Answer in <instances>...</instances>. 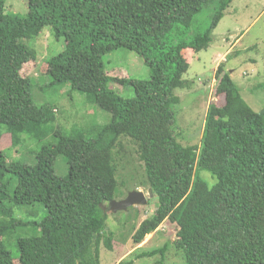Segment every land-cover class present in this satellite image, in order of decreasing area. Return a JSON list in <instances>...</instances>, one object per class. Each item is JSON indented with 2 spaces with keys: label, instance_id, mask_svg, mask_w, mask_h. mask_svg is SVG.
<instances>
[{
  "label": "trees",
  "instance_id": "trees-1",
  "mask_svg": "<svg viewBox=\"0 0 264 264\" xmlns=\"http://www.w3.org/2000/svg\"><path fill=\"white\" fill-rule=\"evenodd\" d=\"M232 2L25 0L27 13L19 16L6 13L0 0V139L42 143L32 165L7 162L0 152V264H100V247L113 250L103 207L119 194L112 156L121 137L137 145L155 200L132 235L135 245L168 221L177 228L174 246L184 264H264V109L253 112L219 64L215 91L224 105L208 108L199 147H182L173 131L179 103L173 92L187 87L190 67L184 52L208 47ZM204 10L211 16L200 32L195 22ZM42 28L64 42L46 61L49 85L69 82L72 92L110 114L92 138L51 133L50 106L35 105L32 80L21 77L23 65L37 59L29 42ZM119 49L149 68L146 81L114 80L131 87L132 98L118 95L106 76L103 57ZM50 133L52 143H45ZM57 156L66 161L65 177L54 173ZM202 172L215 183L209 186ZM10 203L43 206L46 214L39 222L19 220ZM3 239H14L16 259ZM166 248L141 256H162Z\"/></svg>",
  "mask_w": 264,
  "mask_h": 264
},
{
  "label": "rangeland",
  "instance_id": "rangeland-1",
  "mask_svg": "<svg viewBox=\"0 0 264 264\" xmlns=\"http://www.w3.org/2000/svg\"><path fill=\"white\" fill-rule=\"evenodd\" d=\"M5 12L24 16L27 13L25 0H6ZM210 16L211 12L204 10L196 17L195 23L200 32L207 27ZM211 40L205 50L194 55V60L188 56L191 51L185 50V58L190 63L187 73L183 75L187 87L173 92L179 99V103L173 108L176 122L173 131L182 147H199L208 108L224 105V98L215 91V71L219 64H223V70L229 72L242 99L251 110L258 113L264 109V89L258 87L264 84V0H233L213 31ZM29 45L35 49L37 59L23 65L21 77L32 80L31 97L34 104L50 106V132L60 130L66 135L81 132L85 138L94 137L99 128L110 122V114L101 110L89 96L72 92L69 82L49 85L51 78L46 61L63 50V39L56 40L50 29L42 28ZM227 52L229 54L225 56ZM222 57L224 61H221ZM103 63L106 76L113 81H146L150 76L149 68L142 59L124 49L105 55ZM115 81L110 86L118 95L123 98L134 96L131 87L123 88ZM51 133L45 143H52ZM41 145L42 143L25 136L19 145L12 146L10 136L3 134L0 152L7 162L20 161L32 165ZM112 158L119 190L114 201L124 200L131 192H142L147 196L149 187L137 145L128 138H119ZM54 173L57 177L67 175V164L62 156L54 159ZM201 177L209 186L215 183L208 173L202 172ZM148 204L115 213L107 205L103 207L107 215L105 231L112 233L113 250L107 251L103 246L100 247V264H184L182 252L174 246L177 228L168 221L146 236L140 245L132 242L134 231L154 212L155 200L150 199ZM9 205L14 216L23 221L39 222L46 214L44 207L36 204ZM23 233L27 235L28 229L20 231V234ZM2 242L16 259L18 251L14 239H3ZM164 246L167 248L162 256H141ZM14 264L18 262L15 260Z\"/></svg>",
  "mask_w": 264,
  "mask_h": 264
},
{
  "label": "water",
  "instance_id": "water-1",
  "mask_svg": "<svg viewBox=\"0 0 264 264\" xmlns=\"http://www.w3.org/2000/svg\"><path fill=\"white\" fill-rule=\"evenodd\" d=\"M152 196L151 190H148L147 196H145L142 192H131L128 193L127 197L122 201H111L108 204V209L112 213H115L117 211H125L130 207L145 206Z\"/></svg>",
  "mask_w": 264,
  "mask_h": 264
},
{
  "label": "crops",
  "instance_id": "crops-1",
  "mask_svg": "<svg viewBox=\"0 0 264 264\" xmlns=\"http://www.w3.org/2000/svg\"><path fill=\"white\" fill-rule=\"evenodd\" d=\"M240 37H241V36H240ZM240 37H239V38H240ZM239 38H238L237 40H239ZM239 43H240V42H239ZM239 43H237V44H239ZM235 45H236V44H235ZM235 45H234V46H235ZM228 54H229V52H227V53L225 54V56L228 55ZM184 55H186L185 52H184ZM194 55H195L194 53L191 52V54H190V52H189V55H188V56H189V58L191 57L192 60H194V58H195ZM223 59H224V58L222 57V58H221V61H222ZM223 61H224V60H223ZM189 65H190V64H189ZM230 77H231V76H230Z\"/></svg>",
  "mask_w": 264,
  "mask_h": 264
}]
</instances>
